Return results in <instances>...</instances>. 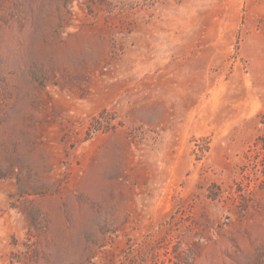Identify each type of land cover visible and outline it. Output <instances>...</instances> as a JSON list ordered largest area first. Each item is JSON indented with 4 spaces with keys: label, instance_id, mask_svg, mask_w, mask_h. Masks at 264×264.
<instances>
[{
    "label": "rangeland",
    "instance_id": "1",
    "mask_svg": "<svg viewBox=\"0 0 264 264\" xmlns=\"http://www.w3.org/2000/svg\"><path fill=\"white\" fill-rule=\"evenodd\" d=\"M0 264H264V0H0Z\"/></svg>",
    "mask_w": 264,
    "mask_h": 264
}]
</instances>
